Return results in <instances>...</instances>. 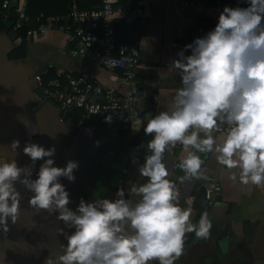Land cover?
I'll use <instances>...</instances> for the list:
<instances>
[{
	"label": "crops",
	"instance_id": "0c3cea01",
	"mask_svg": "<svg viewBox=\"0 0 264 264\" xmlns=\"http://www.w3.org/2000/svg\"><path fill=\"white\" fill-rule=\"evenodd\" d=\"M66 1L35 0L31 11L33 14L59 13L67 8ZM180 1L118 0L121 5L137 4L147 14L144 22L115 21L117 44L139 51V63L130 83L121 80L119 71L107 72L88 58L76 56L74 40L51 30L46 23V34L19 37L13 42L0 31V155L16 159L19 166L29 165L31 160L22 150L25 144L36 143L45 149L55 146V155L51 157L54 166L64 167L69 160L78 162L75 182L60 178L69 193L68 207L72 210L81 198L87 202L102 198L115 200L119 188L125 190L126 199L132 198L128 194L130 184L146 181L140 177L138 165L143 164L147 153V144L133 146V138L146 125L147 115L167 110L172 95L180 87L178 71L168 68L178 59L177 53L217 23L216 0H187L202 4L201 14L193 9L181 13ZM77 3L80 9L99 4L98 0H77ZM20 6L25 11L26 0H20ZM236 6L246 4L243 0H234L231 7ZM30 22L25 28L38 27L34 20ZM22 42H25V56L12 58V51ZM189 54L190 50H186L185 55ZM56 68L72 76L90 75L102 87L112 85L119 97L128 93L136 95L130 123L109 124L100 119L96 133L91 134L88 128L92 118L84 119L80 110L69 109L70 114L64 119L61 106L50 100L32 110L37 102L35 90L44 89L50 80H47L48 74ZM63 81L66 83L65 78L61 79L65 84ZM13 140L20 142L16 152L9 147ZM183 155L180 144L165 152L163 162L169 171L168 179L179 189L181 206L193 209L191 222L198 224L200 215L207 212L212 228L207 238L188 234L184 254L174 264H264V186L241 184L238 169L229 170L220 165L214 153H198L205 162L204 176L181 183L184 172L177 165ZM41 163L42 160L36 162L33 178ZM232 172L237 173L236 182L229 179ZM210 177L216 178L221 187L212 206L204 198ZM16 188L21 193L20 216L16 224L9 221L7 233L0 231V264H45L47 257L62 254L60 245L66 244L58 229L64 228L67 233L71 229L56 219V213L34 211L28 205L32 193L19 183Z\"/></svg>",
	"mask_w": 264,
	"mask_h": 264
},
{
	"label": "clouds",
	"instance_id": "9594fccd",
	"mask_svg": "<svg viewBox=\"0 0 264 264\" xmlns=\"http://www.w3.org/2000/svg\"><path fill=\"white\" fill-rule=\"evenodd\" d=\"M243 2L245 7L225 6L215 27L185 45L170 63L181 84L167 110L147 115L143 132L151 139L138 165L146 181L130 184L132 198L126 199L119 188L115 200L81 198L70 209L60 178L75 182L78 162L54 166L55 146L27 143L22 151L29 165L0 155V231L7 233L9 221L16 224L20 216L19 183L32 193L30 208L56 213L71 229H58L66 244L60 245L62 254L47 257L45 264H174L184 254L187 235L207 238L212 222L203 212L193 224V209L181 206L179 189L163 162L169 147L182 146L177 165L184 172L181 183L204 176L205 162L198 153H214L220 165L238 169L241 184L264 186V0ZM9 147L16 152L19 140ZM38 160L43 163L33 178ZM229 179L236 182L237 173Z\"/></svg>",
	"mask_w": 264,
	"mask_h": 264
},
{
	"label": "built area",
	"instance_id": "2783aa9c",
	"mask_svg": "<svg viewBox=\"0 0 264 264\" xmlns=\"http://www.w3.org/2000/svg\"><path fill=\"white\" fill-rule=\"evenodd\" d=\"M10 0H2L5 10ZM234 0H216L215 21L225 6L231 7ZM181 13L193 9L198 14L203 13L204 6L200 3L181 0L178 4ZM16 14L13 31L26 30V36L32 34H46V24L51 30L69 36L75 42V55L88 58L107 72H120V78L130 83L139 63V51L135 47L116 46L115 21L123 20L126 24L134 21H146L147 14L137 4L121 5L118 0H99V4L89 9H80L77 0H69V8L64 16H50L45 23L36 29L25 28L30 21L40 23V17L31 20L20 6L14 11ZM135 50V54L133 53ZM50 67V66H49ZM55 78L48 81L42 90L47 100L58 103L64 109H77L82 112L84 119L97 117L105 120L111 116V123L128 124L134 113L138 99L132 93L119 97L112 85L102 87L92 76L80 74L72 76L62 69L56 68ZM66 83L62 84L61 79ZM116 80L117 77H113ZM226 127V126H225ZM220 135L221 133H214ZM221 190L220 183L214 177L207 180L204 188V198L208 206H212Z\"/></svg>",
	"mask_w": 264,
	"mask_h": 264
},
{
	"label": "water",
	"instance_id": "95a60500",
	"mask_svg": "<svg viewBox=\"0 0 264 264\" xmlns=\"http://www.w3.org/2000/svg\"><path fill=\"white\" fill-rule=\"evenodd\" d=\"M18 8V0H10L4 10V15L0 19V31H4V34L10 41H15L19 37H26V30L23 29L19 32L13 31L12 27L15 24V19L12 18V13ZM35 95L37 98V102L32 107V110H35L45 104L47 99L44 97L43 92L40 89L35 90ZM63 114H65L64 119L67 118L70 114V111L62 108ZM63 120V119H62ZM100 123V119L94 117L91 119L90 126L88 128V132L91 134H95Z\"/></svg>",
	"mask_w": 264,
	"mask_h": 264
},
{
	"label": "trees",
	"instance_id": "16d2710c",
	"mask_svg": "<svg viewBox=\"0 0 264 264\" xmlns=\"http://www.w3.org/2000/svg\"><path fill=\"white\" fill-rule=\"evenodd\" d=\"M34 2H35V0H26L25 14L30 19H33L34 17H40L41 18L40 19V23L36 24V27L39 26V25L44 24L45 20L47 19V16H50L51 14H64V13H67L68 8H69V0H67L65 2V3L68 4L67 8H65L62 11H59V13H45V12H42V13L33 14L32 11H31V7H33L32 5L34 4ZM98 3H99V0H98ZM14 13L15 12L12 13V18L14 17ZM3 15H4V9L2 8V0H0V19L3 17ZM13 19H15V18H13ZM115 32H116V29H115ZM115 36H116V34H115ZM116 46L117 47L120 46L119 44H117V41H116ZM25 54H26L25 42H22V44L18 48H16L15 50L12 51L11 57L12 58H22V57L25 56ZM54 78H55V74L54 73H50V74H48L47 80L48 79L51 80V79H54ZM63 83H65V81H63ZM43 84H46V83L43 82ZM149 140H150V136L145 135L144 132H143V129H142V131L138 134V136L133 138L132 145L133 146H137L140 143H146L147 144Z\"/></svg>",
	"mask_w": 264,
	"mask_h": 264
}]
</instances>
